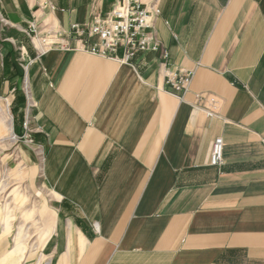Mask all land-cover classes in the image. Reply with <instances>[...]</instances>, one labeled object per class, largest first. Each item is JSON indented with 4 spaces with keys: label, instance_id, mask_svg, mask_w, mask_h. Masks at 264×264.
<instances>
[{
    "label": "crops",
    "instance_id": "0c3cea01",
    "mask_svg": "<svg viewBox=\"0 0 264 264\" xmlns=\"http://www.w3.org/2000/svg\"><path fill=\"white\" fill-rule=\"evenodd\" d=\"M117 3L0 0V98L23 112L29 79L45 152L42 169L19 153L37 196L0 183V264H264V0L159 1L169 66L193 73L184 93L158 53L42 52L27 33H69Z\"/></svg>",
    "mask_w": 264,
    "mask_h": 264
},
{
    "label": "built area",
    "instance_id": "2783aa9c",
    "mask_svg": "<svg viewBox=\"0 0 264 264\" xmlns=\"http://www.w3.org/2000/svg\"><path fill=\"white\" fill-rule=\"evenodd\" d=\"M124 7L117 3L106 16L94 15L89 24H73L69 33L50 30L43 33L35 24L27 30L32 42L42 38L50 51L58 48L62 51L81 50L94 56L117 60L124 64L139 53L155 52L162 59L163 74L166 85L175 92H187L191 84L193 73L172 70L169 66V53L164 48L155 30V22L160 16L159 1L154 0L147 5L141 0H125ZM149 6V7H148ZM66 36L68 38H66ZM70 38V39H69ZM73 40V44L71 42ZM24 92L27 96V110L35 109L36 104L26 85ZM210 108L206 110L209 118H219V102L215 98L206 99ZM27 128V125H26ZM211 155V165L221 167L224 164V140L222 137L215 140Z\"/></svg>",
    "mask_w": 264,
    "mask_h": 264
},
{
    "label": "rangeland",
    "instance_id": "374dc122",
    "mask_svg": "<svg viewBox=\"0 0 264 264\" xmlns=\"http://www.w3.org/2000/svg\"><path fill=\"white\" fill-rule=\"evenodd\" d=\"M123 1L126 3L125 0ZM144 2L150 5V0H144ZM121 7H123V4H121ZM36 40H40V43L45 48L43 50H47L49 48L46 44L43 43L42 38ZM25 83L26 85H29V91L31 92L28 78L24 80V83L22 85V92H24ZM24 95H25V109L21 113L16 112L11 106H9V103H7L5 100L0 98V183L4 185L9 184L11 190H14L16 188L12 193L13 196L12 198L15 200L30 199L31 196L32 197L37 196L34 195L33 193L29 194L28 191L23 190V184L20 176L21 174L20 169L23 164H20L22 162V159L20 158V154H19L20 151L26 152L28 156L37 155L41 163L40 164L41 169L43 168L42 164L45 157V152L42 151L41 147L36 144L32 136L34 133L33 112L35 109L27 110V96L25 92ZM7 115L11 116L12 118L11 132L8 130L11 123L8 121ZM17 127L20 129H18ZM11 155L13 156L14 159L17 160V163L20 166L18 168L19 170L18 169L17 170L15 169V171L12 170V168L15 167L14 166L15 164H12V167L9 168L3 165V161H4L3 159ZM20 233L18 240L20 239Z\"/></svg>",
    "mask_w": 264,
    "mask_h": 264
},
{
    "label": "bare ground",
    "instance_id": "6f19581e",
    "mask_svg": "<svg viewBox=\"0 0 264 264\" xmlns=\"http://www.w3.org/2000/svg\"><path fill=\"white\" fill-rule=\"evenodd\" d=\"M121 1V4H123V7H124V4H125V2L123 1V0H120ZM141 1H143L144 2V0H141ZM154 0H150V4H151V2H153ZM145 3V2H144ZM148 5V4H147ZM120 8H122L121 7V5H120ZM7 118H8V121L11 123V125H10V127L8 128V130L11 132L12 131V122H11V116H8L7 115ZM47 234H48V232H47ZM19 247V246H18Z\"/></svg>",
    "mask_w": 264,
    "mask_h": 264
}]
</instances>
